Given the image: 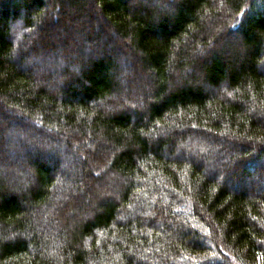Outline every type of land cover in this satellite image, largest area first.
Here are the masks:
<instances>
[{
	"label": "trees",
	"instance_id": "16d2710c",
	"mask_svg": "<svg viewBox=\"0 0 264 264\" xmlns=\"http://www.w3.org/2000/svg\"><path fill=\"white\" fill-rule=\"evenodd\" d=\"M153 1L0 0V264H264V0Z\"/></svg>",
	"mask_w": 264,
	"mask_h": 264
},
{
	"label": "rangeland",
	"instance_id": "374dc122",
	"mask_svg": "<svg viewBox=\"0 0 264 264\" xmlns=\"http://www.w3.org/2000/svg\"><path fill=\"white\" fill-rule=\"evenodd\" d=\"M151 1H153V0H151ZM153 5H155V6H158V3L157 2H154L153 1ZM51 9L49 8L48 9V12L50 11ZM94 12H96V11H94ZM223 12H224V15H226L225 13V10H224V8H223ZM61 13L59 14H57V16L60 18L61 16ZM83 15V14H82ZM81 15V16H82ZM91 15H95V20H96V13H91ZM71 14H70V18H71ZM98 18V21L96 20H94L95 22V25H97V27H95L94 26V31L97 33V34H100V35H102V36H105V34H106V36H108V34L111 32L110 31V29L107 27V26H105V23L102 21V19L100 18V17H97ZM82 19H83V17H82ZM224 19H226L225 17H224ZM69 21V19H67V22ZM82 27V26H81ZM108 33V34H107ZM79 34V33H78ZM81 33L79 34V35H77V36H75V38H73L72 40H71V42L69 41V43H73L74 45H76V46H78V45H80V43H82V45L84 46V45H86V47H87V49L88 50H97V48H100V47H102L101 46V44L102 43H100V45L99 44H96L95 42H93V41H90V42H88V43H83L84 41H83V37H81ZM65 37H66V35H60V39H62V40H64L65 39ZM58 39V38H57ZM231 39H234V37H233V35H231ZM116 39H109V43L110 44H113V47H116V49H118V50H116V52L115 53H113V54H109V55H111V56H113L114 58H116V59H118L119 57H120V55H121V52H122V55H124V54H127V53H134L130 48H129V46H128V43H126V42H124V44H122V42H120L119 40H116ZM34 45H35V47L38 45L37 43H34ZM37 48V47H36ZM37 50H38V48H37ZM97 52H99V51H97ZM116 53H117V55H116ZM197 54V53H196ZM195 54V55H196ZM202 53L201 52H199L198 53V55L197 56H199V55H201ZM121 57H123V56H121ZM131 58H132V55H131ZM120 59V58H119ZM133 60H134V58H132ZM134 62V64H135V69L133 68V67H130V70L127 68L126 69V72H124V74H123V78L124 79H127V80H129V83H131V85L129 86V90H125V88H123V91L121 92V93H118V96H117V99H116V101H112L111 103L113 104V105H115V104H122L123 105V107L124 108H127V109H129V110H131L130 108H132L133 109V102H135V100L136 101H138V98L140 99V100H142V92L143 91H146V90H148L147 89V86H149L150 87V81H149V79L147 78L148 77V75H147V72H144V70H142L141 68H140V65L138 64V62H136V60H134L133 61ZM142 74H141V73ZM133 79V80H132ZM184 80V82H185V80H187L186 78H184L183 79V76H182V74H176V75H174V83H176V84H181L182 82L181 81H183ZM133 81V82H132ZM130 87H133L134 89H136V95L138 96V98L132 93V90H131V88ZM139 95L141 96V98L139 97ZM125 99H127V100H125ZM128 100L130 101V103L128 102ZM146 102V101H145ZM138 106V108L139 107H141L142 108V104L140 105L139 103L137 104ZM2 110V112H4V115H6L7 117H6V119H9V121H13V119H14V117L16 118V119H18V118H22V116H20L22 113H20V112H18V111H16L15 113H12V112H10V113H8V112H5L6 110H4V109H1ZM18 112V113H17ZM10 115V116H9ZM13 118V119H12ZM23 120H25V119H23ZM4 122H1L0 123V134L2 133V130H3V127H4ZM10 124H12V122H10L9 124H8V126L10 125ZM38 127V126H37ZM180 130H183L182 128L180 129ZM5 134V133H4ZM4 134L2 133V135H1V138L2 137H5L4 136ZM38 132L36 131V130H33V129H30V130H28L27 131V135H28V137H30V138H32V139H35V141H36V143H38V145H41V147L42 148H44V149H48L47 148V146H48V144L50 143V141H44V138L42 137V139H41V141H39L40 139L37 137L38 135ZM159 136H162V135H159ZM154 138H156L155 136H154ZM86 140L87 139H85V137L83 138H81L80 140H78V142L80 143V144H82V143H86ZM214 139L213 140H211L210 138H207V142H206V145H208V146H212V145H215V146H217V145H222V147L221 148H227V149H229L230 151L232 150V149H234V150H239L240 149V147L238 146V145H233L232 143H226V142H221V141H219V140H215L214 142ZM3 143L5 142V140H4V138H3V141H2ZM41 143V144H40ZM199 144L201 145V142H199ZM204 145V144H203ZM211 148V147H210ZM201 150H199V151H197V152H200ZM4 152V151H3ZM202 152V151H201ZM80 154H84V155H87L88 156V153L87 152H84V151H80ZM194 154H196V153H194ZM203 154V153H202ZM202 155H196V156H194V157H196L197 158V160H201L202 159V157H201ZM200 159H199V158ZM227 160H228V156H224L223 158H222V162L224 161V162H227ZM105 164V163H104ZM104 164H102V166H101V168L103 167V166H105ZM101 168H99V169H101ZM60 172H62L63 173V171H60ZM230 173L229 172H226L225 173V178H224V180H228L229 178H231L230 176L231 175H229ZM58 183H59V181H58ZM57 183V185H59ZM56 185V186H57ZM254 187H256L257 188V191H258V193H259V189H260V187L262 188V186H263V183L262 182H255L254 183ZM55 192H57V188H56V191ZM54 192V196H57L56 195V193ZM102 192H104V191H102ZM101 192V193H102ZM110 191H107L106 192V197H109V196H111L110 195ZM59 195V194H58ZM62 195V198H60L58 201V203L59 204H61L62 203V200H63V197L64 198H66L65 196L67 195V193L65 194V196L63 195V194H61ZM76 209V208H75ZM90 209V208H89ZM93 208H91V210H92ZM77 210V209H76ZM64 212V211H63ZM73 212H75L74 211V209L73 208H71V207H67V209L65 210V212L62 214L63 215V218H61V219H56L57 221H56V223H57V225H59V226H63V225H66L67 224V221L69 220V217L72 215V213ZM86 212L87 211H85L83 214V216H86ZM76 213V212H75ZM77 215L78 216H80L81 215V213L80 212H78L77 211ZM67 218H68V220H67Z\"/></svg>",
	"mask_w": 264,
	"mask_h": 264
}]
</instances>
